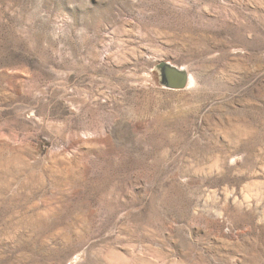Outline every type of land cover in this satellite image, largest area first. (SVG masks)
Listing matches in <instances>:
<instances>
[{"label": "rangeland", "instance_id": "rangeland-1", "mask_svg": "<svg viewBox=\"0 0 264 264\" xmlns=\"http://www.w3.org/2000/svg\"><path fill=\"white\" fill-rule=\"evenodd\" d=\"M0 264H264V0H0Z\"/></svg>", "mask_w": 264, "mask_h": 264}, {"label": "water", "instance_id": "water-1", "mask_svg": "<svg viewBox=\"0 0 264 264\" xmlns=\"http://www.w3.org/2000/svg\"><path fill=\"white\" fill-rule=\"evenodd\" d=\"M157 68L160 70L162 83L170 89H184L189 85V72L186 68L169 61H161Z\"/></svg>", "mask_w": 264, "mask_h": 264}, {"label": "bare ground", "instance_id": "bare-ground-1", "mask_svg": "<svg viewBox=\"0 0 264 264\" xmlns=\"http://www.w3.org/2000/svg\"><path fill=\"white\" fill-rule=\"evenodd\" d=\"M189 87H192V86H195L196 84H197V79H196V77L192 74V73H190L189 72Z\"/></svg>", "mask_w": 264, "mask_h": 264}]
</instances>
